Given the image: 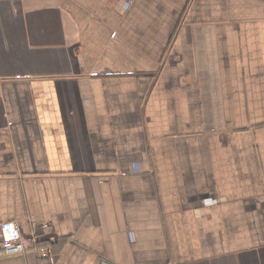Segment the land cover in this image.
Instances as JSON below:
<instances>
[{
  "label": "crops",
  "instance_id": "1",
  "mask_svg": "<svg viewBox=\"0 0 264 264\" xmlns=\"http://www.w3.org/2000/svg\"><path fill=\"white\" fill-rule=\"evenodd\" d=\"M126 1L0 0V264H264V0Z\"/></svg>",
  "mask_w": 264,
  "mask_h": 264
},
{
  "label": "built area",
  "instance_id": "2",
  "mask_svg": "<svg viewBox=\"0 0 264 264\" xmlns=\"http://www.w3.org/2000/svg\"><path fill=\"white\" fill-rule=\"evenodd\" d=\"M132 1L127 0L125 2V9H128ZM213 199H207V203H212ZM35 227H39L45 231L50 243L56 240L53 233V228L44 223L38 225L34 223ZM40 239L36 235H24L22 233L21 227L18 223H6L0 228V254L5 257L20 255L30 249H37L38 254L45 258L49 255V249L47 248H37Z\"/></svg>",
  "mask_w": 264,
  "mask_h": 264
}]
</instances>
